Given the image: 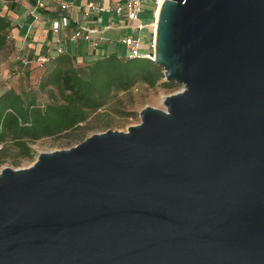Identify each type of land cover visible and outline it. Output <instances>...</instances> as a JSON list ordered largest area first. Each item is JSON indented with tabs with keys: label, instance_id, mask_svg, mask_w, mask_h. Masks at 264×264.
<instances>
[{
	"label": "water",
	"instance_id": "obj_1",
	"mask_svg": "<svg viewBox=\"0 0 264 264\" xmlns=\"http://www.w3.org/2000/svg\"><path fill=\"white\" fill-rule=\"evenodd\" d=\"M152 43L164 110L0 170V264H264V0H163Z\"/></svg>",
	"mask_w": 264,
	"mask_h": 264
},
{
	"label": "trees",
	"instance_id": "obj_2",
	"mask_svg": "<svg viewBox=\"0 0 264 264\" xmlns=\"http://www.w3.org/2000/svg\"><path fill=\"white\" fill-rule=\"evenodd\" d=\"M146 16L150 22L151 12ZM9 31V22L0 15L2 59L13 51ZM144 47L142 51L148 48ZM162 81V69L148 59H127L114 52L76 65L73 56L58 54L48 59L35 87L20 93L7 89L0 94V143L9 140L26 152L27 143L43 138L75 132L82 139L85 131L108 127H87V119L105 106L113 91L127 92L136 85L153 88L158 83L165 90L177 86ZM43 93L45 101L41 100ZM3 161L0 159V165Z\"/></svg>",
	"mask_w": 264,
	"mask_h": 264
},
{
	"label": "rangeland",
	"instance_id": "obj_3",
	"mask_svg": "<svg viewBox=\"0 0 264 264\" xmlns=\"http://www.w3.org/2000/svg\"><path fill=\"white\" fill-rule=\"evenodd\" d=\"M147 10H144L140 15L143 23L147 18ZM103 23L107 22V15L102 16ZM146 23L144 31L141 35L142 44L149 46L152 35L153 18ZM110 50L121 57L127 55L123 47L119 45H110ZM0 55V94L11 89L15 93H20L22 90L35 87L44 65L39 66V62L27 64L24 60L12 58L9 55L2 59ZM76 65H81L77 64ZM182 87L176 86L173 90H165L161 83H158L153 88H147L143 85H136L127 92L113 91L108 97L105 106L98 112L89 115L87 119V127L98 126L102 127L108 124L106 128H97L90 131H85L82 139H78L75 132L61 134L52 138H43L33 143H27L26 152L20 151L13 146L9 140L0 143V159H4L0 165L2 168L23 169L31 165L36 157L41 153H49L52 151L66 150L75 146L82 140L93 134H99L106 130L117 132H125L128 127L135 126L139 123L138 113L144 107H151L158 110H164L163 100L168 95L180 91ZM41 100L45 101V94H41Z\"/></svg>",
	"mask_w": 264,
	"mask_h": 264
},
{
	"label": "built area",
	"instance_id": "obj_4",
	"mask_svg": "<svg viewBox=\"0 0 264 264\" xmlns=\"http://www.w3.org/2000/svg\"><path fill=\"white\" fill-rule=\"evenodd\" d=\"M163 0H91L85 5L75 6L69 4L67 0L58 2L57 11L49 20V33L56 35L68 30L72 22L87 23V27H75L67 36L69 41H83L92 49V53L97 55L99 50L106 44L114 43L124 48L127 55L125 58H141L152 61L153 59V31L154 20L157 10ZM35 7L44 9L43 0H34ZM78 16L77 20L72 21L70 11ZM144 10L151 12L153 18L151 42L145 51H142V33L145 28L140 15ZM107 15V22L103 23L102 16ZM110 30H116L120 34L115 40H108L104 37ZM47 49L49 46L47 45ZM48 51V50H47ZM46 51V53H47ZM61 54L59 48L55 47L54 55ZM103 54H101L102 56ZM119 56V55H118ZM121 57V56H119ZM49 57L45 54L39 57V66L46 64Z\"/></svg>",
	"mask_w": 264,
	"mask_h": 264
},
{
	"label": "crops",
	"instance_id": "obj_5",
	"mask_svg": "<svg viewBox=\"0 0 264 264\" xmlns=\"http://www.w3.org/2000/svg\"><path fill=\"white\" fill-rule=\"evenodd\" d=\"M91 0H67L69 4L82 6ZM62 0H43L44 9L35 7L34 0H0V15L4 16L10 24L9 37L13 44V51L10 54L12 58L26 61L27 64L38 62L39 57L44 54L51 58L54 55L55 47L59 48L60 53L73 56L77 64L84 61L89 62L96 57L114 53L110 50V45L106 44L99 50L97 55L92 53V49L83 41H69L68 34L75 27H87L84 22H72L68 30L59 34L51 35L49 33V20L57 11V3ZM105 2V0H104ZM70 11L72 21L77 20L78 16L72 10ZM116 30H110L104 37L108 40H115L119 36ZM47 45L49 49H47ZM144 45L142 49H144ZM48 50V51H47ZM47 51V53H46Z\"/></svg>",
	"mask_w": 264,
	"mask_h": 264
}]
</instances>
